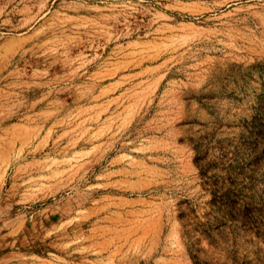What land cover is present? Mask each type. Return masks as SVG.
<instances>
[{"label":"rangeland","instance_id":"374dc122","mask_svg":"<svg viewBox=\"0 0 264 264\" xmlns=\"http://www.w3.org/2000/svg\"><path fill=\"white\" fill-rule=\"evenodd\" d=\"M0 264H264V0H0Z\"/></svg>","mask_w":264,"mask_h":264}]
</instances>
